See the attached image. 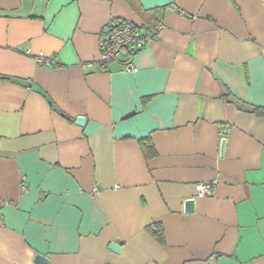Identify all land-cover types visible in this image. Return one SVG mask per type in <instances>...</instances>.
Instances as JSON below:
<instances>
[{"label":"crops","instance_id":"crops-1","mask_svg":"<svg viewBox=\"0 0 264 264\" xmlns=\"http://www.w3.org/2000/svg\"><path fill=\"white\" fill-rule=\"evenodd\" d=\"M111 19L153 39L100 69ZM254 108L264 0H0V264H264Z\"/></svg>","mask_w":264,"mask_h":264},{"label":"built area","instance_id":"built-area-1","mask_svg":"<svg viewBox=\"0 0 264 264\" xmlns=\"http://www.w3.org/2000/svg\"><path fill=\"white\" fill-rule=\"evenodd\" d=\"M159 20H161L159 18ZM162 26L158 27L160 30ZM153 39L152 35L146 34L144 30L132 22L119 19H111L105 25L102 35L99 37V55L96 61L100 69H105L109 64L116 61L119 53L124 49H133L141 51L147 47L148 43ZM39 66L49 65L45 61L44 54H40L36 58ZM121 70L126 73H135L137 67L134 63H124ZM229 134V130H221V136ZM196 190L200 198L208 197L212 193V185H197Z\"/></svg>","mask_w":264,"mask_h":264},{"label":"water","instance_id":"water-1","mask_svg":"<svg viewBox=\"0 0 264 264\" xmlns=\"http://www.w3.org/2000/svg\"><path fill=\"white\" fill-rule=\"evenodd\" d=\"M85 123H86V119L85 118H78L77 119V124L78 125L84 126ZM224 146H225V140L223 141V148H224ZM194 204H195L194 200L187 201L186 204H185V206H186L185 210L187 212H192L194 210ZM110 248H111L112 251H114L116 253H119V251H120V247L117 244H112ZM36 262L38 264H48L47 259L44 258V257H41V256H38L36 258Z\"/></svg>","mask_w":264,"mask_h":264},{"label":"trees","instance_id":"trees-1","mask_svg":"<svg viewBox=\"0 0 264 264\" xmlns=\"http://www.w3.org/2000/svg\"><path fill=\"white\" fill-rule=\"evenodd\" d=\"M255 112H263L264 113V109H259V108H254ZM69 119V118H67ZM150 155V153H149ZM149 231H151V233L158 238L159 240L163 239V231L159 226H152L149 228Z\"/></svg>","mask_w":264,"mask_h":264}]
</instances>
